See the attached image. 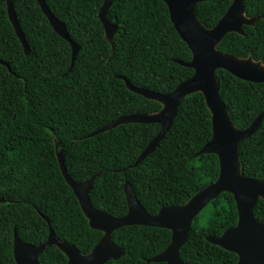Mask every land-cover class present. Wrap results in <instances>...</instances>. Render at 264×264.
Here are the masks:
<instances>
[{
    "label": "trees",
    "instance_id": "obj_1",
    "mask_svg": "<svg viewBox=\"0 0 264 264\" xmlns=\"http://www.w3.org/2000/svg\"><path fill=\"white\" fill-rule=\"evenodd\" d=\"M49 12L79 47L71 65V46L58 36L36 0H12L29 48L26 55L0 0V264H15L14 234L26 244L46 241L51 229L58 241L89 253L102 232L91 229L65 182L55 147L63 153L69 177L93 178L92 206L112 217L126 214L123 185L129 182L149 215L185 204L218 176L214 154L197 155L211 138V118L201 93L186 96L169 130L153 152L133 166L156 136L159 125L123 124L88 137L121 116L154 114L162 105L129 91L132 86L166 94L191 77L182 63L191 52L170 22L163 0H113L107 18L118 27L111 41L98 13L103 0H44ZM232 0H207L194 6L200 24L211 29ZM244 15L256 18L241 34L228 33L216 50L264 65V0H242ZM218 94L232 124L244 129L264 112V83L240 80L217 70ZM240 173L264 181V115L255 133L238 147ZM205 210V212H204ZM202 212H204L202 214ZM264 222V200L254 207ZM237 212L228 192L211 200L193 219L178 252L184 264H235L237 257L206 237L235 226ZM169 230L123 226L111 235L125 255L105 264H166L146 261L168 246ZM50 246L39 264H66Z\"/></svg>",
    "mask_w": 264,
    "mask_h": 264
},
{
    "label": "water",
    "instance_id": "obj_2",
    "mask_svg": "<svg viewBox=\"0 0 264 264\" xmlns=\"http://www.w3.org/2000/svg\"><path fill=\"white\" fill-rule=\"evenodd\" d=\"M36 1L53 30L70 44L72 65L79 47L69 38L65 26L49 12L44 0ZM202 1L207 0H163L170 22L191 52L190 62H179L193 70L191 77L166 94L134 87L126 79L120 77L129 91L159 102L162 108L154 114L121 116L95 130L88 137H94L123 124L154 123L159 125L158 133L133 164L135 167L153 152L169 130L182 100L191 94L201 93L210 112L211 138L197 155L214 154L217 157L219 171L216 180L193 195L185 204L163 207L155 215H149L144 210L136 199L130 183L125 182L123 191L127 212L123 216L112 217L95 209L90 203L89 192L93 178L78 183L69 177L64 165L62 150L56 144L55 151L61 174L73 191L82 213L88 220L89 227L101 231L102 237L89 253L82 255L73 245L58 241L51 229L46 241L35 246L21 242L14 234L12 253L15 264H39V255L50 246L57 247L65 255L66 264H105L107 261L116 260L125 255L122 249L113 244L111 235L115 230L131 225L164 228L171 233L170 242L165 250L148 259L147 263L184 264L179 260L178 252L188 239L193 219L211 200L223 192H228L233 196L237 222L235 226L226 229L220 236H208L206 240L235 254L237 257L235 264H264V222L256 220L253 212L258 199L264 200V181L242 176L238 157L240 143L257 131L264 112L246 128H236L219 98L215 79V72L220 69L240 80L264 83L263 64L251 58L240 59L221 54L216 50L217 44L226 34H241L242 26L253 25L256 18H247L244 15L242 0H232L215 26L206 29L200 24L194 11V6ZM5 3L8 20L27 55L29 48L16 20L12 0H5ZM112 3L113 0H103L98 13V19L108 41L112 40L118 29L117 25L107 18Z\"/></svg>",
    "mask_w": 264,
    "mask_h": 264
},
{
    "label": "rangeland",
    "instance_id": "obj_3",
    "mask_svg": "<svg viewBox=\"0 0 264 264\" xmlns=\"http://www.w3.org/2000/svg\"><path fill=\"white\" fill-rule=\"evenodd\" d=\"M204 212H205V210H204ZM204 212H202V214H203Z\"/></svg>",
    "mask_w": 264,
    "mask_h": 264
},
{
    "label": "flooded vegetation",
    "instance_id": "obj_4",
    "mask_svg": "<svg viewBox=\"0 0 264 264\" xmlns=\"http://www.w3.org/2000/svg\"><path fill=\"white\" fill-rule=\"evenodd\" d=\"M14 260V259H13Z\"/></svg>",
    "mask_w": 264,
    "mask_h": 264
}]
</instances>
